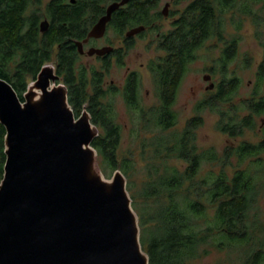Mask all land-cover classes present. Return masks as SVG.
Segmentation results:
<instances>
[{"label": "trees", "instance_id": "16d2710c", "mask_svg": "<svg viewBox=\"0 0 264 264\" xmlns=\"http://www.w3.org/2000/svg\"><path fill=\"white\" fill-rule=\"evenodd\" d=\"M107 1L50 0L43 11L38 7L42 0H0V77L9 81L23 100L28 84L44 64L53 61L68 88V100L76 116L86 107L99 129L92 145L111 169L120 168L129 176L128 159L120 160L118 156L121 126L116 120L113 101L108 99L112 92L105 88L104 77L111 67V57L104 58L100 69L78 63L81 55L76 40L87 37L92 26L106 13ZM237 3L238 0H193L175 19L174 28L160 40L165 55L149 64L159 92L158 104L141 106L139 73L133 70L126 77L124 100L138 110L143 128L154 133L149 144L153 148L148 163L151 167L141 191V197L153 200V205L138 215L141 243L149 255V264H189L211 238H219L220 248L253 244L244 264L264 261V241L256 239L261 224L251 214L264 186L260 173L264 169V119L257 142L229 145L222 154L214 148L199 150L195 144L196 129L203 123L201 115L188 119L180 132L174 130L178 123L174 106L189 65L207 39L222 37L223 14ZM152 7L150 0H131L128 6L113 13L108 26L124 30L135 23L147 25ZM243 12L251 13V10L245 7ZM44 19L50 24L42 32ZM131 41H127V48L133 46ZM237 47L236 39L227 44L219 60L222 79L216 90L196 107L198 111L208 107L217 110V127L230 136L255 129L256 118L264 116V94H259L257 89L239 104L232 103L240 79L234 73L228 75L227 64ZM124 54L122 49L114 54L122 66ZM258 76L260 80L264 78V59ZM240 109L247 113L240 115ZM5 135L6 129L0 122V182L6 161ZM172 157L185 162V168L169 166ZM232 157H237L239 166L233 165ZM217 162L222 165L217 173L202 172L203 164ZM245 162L249 165L241 167ZM227 166L235 167L231 175L225 169Z\"/></svg>", "mask_w": 264, "mask_h": 264}, {"label": "water", "instance_id": "95a60500", "mask_svg": "<svg viewBox=\"0 0 264 264\" xmlns=\"http://www.w3.org/2000/svg\"><path fill=\"white\" fill-rule=\"evenodd\" d=\"M125 2L107 7L77 41L80 51L83 42L105 34ZM48 26L43 20L41 31ZM144 29L133 27L127 36ZM108 51L91 48L88 54ZM0 122L6 129L0 264H149L127 179L120 168L105 177L92 145L99 129L86 107L76 116L53 61L28 84L23 100L0 77Z\"/></svg>", "mask_w": 264, "mask_h": 264}, {"label": "rangeland", "instance_id": "374dc122", "mask_svg": "<svg viewBox=\"0 0 264 264\" xmlns=\"http://www.w3.org/2000/svg\"><path fill=\"white\" fill-rule=\"evenodd\" d=\"M49 1L42 0L38 7L44 11ZM112 1L108 0L104 5H108ZM156 1L157 5L151 9V21L148 28L141 34L132 37L133 46L127 48L128 53L124 54L122 58L124 65H119L116 59L111 57V67L104 77L105 88L112 92L108 99L113 101L116 120L121 126V143L118 156L120 160L126 158L129 161V176L124 175L127 179V187L133 200L134 209L138 215L139 212L141 214L153 205V200H145L141 197V191L148 180L147 175L151 167L148 166V163H150V158L153 155V148L149 144L154 133L143 128L138 110L129 107L125 102L124 82L130 71H137L141 77V106L147 108L160 102L157 84L149 64L165 55V50L160 47L162 36L174 28L175 19L193 0ZM168 1L171 2V6L163 11ZM245 7L250 9L251 13L243 12ZM165 11L167 14H164ZM223 17L225 19V31L222 37L214 36L207 39L202 47L197 50L196 57L190 63L179 87L174 106L178 117V123L174 130L180 132L188 119L197 114L201 115L203 123L196 129L195 144L199 150L214 148L219 154H222L229 145L234 146L242 141L257 142L261 137L260 127L264 116L256 118L255 129H246L242 135L230 136L218 129L219 115L217 110L208 107L203 111H198L196 107L200 100L208 97L216 90L217 84L222 79L219 60L227 44L234 39L237 41V51L227 64L228 70H226L229 76L234 73L240 79V84L232 103L239 104L243 99L250 97L255 89L259 94H264V78L260 80L258 76L259 65L264 59V1L238 0L236 7L226 11ZM140 24L129 25L124 30H118L112 25L108 26L105 36L92 44L95 45L94 48L113 45L124 51L126 31L130 27H137ZM89 48L90 44H87L85 50L87 51ZM103 61L104 59L97 55H89L85 52L79 57L78 63L86 65L90 69L92 67L100 69ZM212 83L214 87L208 89L207 87ZM227 108L228 105L225 106V109ZM238 113L244 115L247 111L240 109ZM262 157L264 158V154ZM232 162L234 166H239L237 157H232ZM99 163L105 177L111 178L116 169H111L100 155ZM248 163L245 162L240 166L246 167L249 165ZM168 165L183 169L186 163L172 157L169 159ZM221 167L220 162L205 163L202 172L205 174V172L212 170L217 173ZM225 169L231 175L235 167L227 166ZM260 173L264 183V169ZM212 213L210 211L209 216H212ZM251 214H255L261 224V228L257 229L256 239L264 241V186L260 191L258 203ZM218 239L211 238L202 245L200 254L193 258L189 264H244L246 255L253 244H239L220 248L217 245ZM260 264H264V261Z\"/></svg>", "mask_w": 264, "mask_h": 264}, {"label": "flooded vegetation", "instance_id": "af4514ba", "mask_svg": "<svg viewBox=\"0 0 264 264\" xmlns=\"http://www.w3.org/2000/svg\"><path fill=\"white\" fill-rule=\"evenodd\" d=\"M118 1H121V0H113L111 3H113V2H118ZM130 1L131 0H127V2H125L124 4H122V5H120L114 12H116L118 9H120L121 7H124V6H128L129 5V3H130ZM151 2H152V4H153V7H155L156 5H157V1L156 0H150ZM110 3V4H111ZM110 4H108V5H106V10H107V7L110 5ZM169 6H171V2L170 1H168V2H166V5L164 6V9H163V11L165 10V9H167ZM152 7V8H153ZM152 8H150V14H151V9ZM184 11V10H183ZM113 12V13H114ZM167 12V11H166ZM164 13V14H167V13ZM112 16H113V14H112ZM111 19H112V17H111ZM111 19H110V21H111ZM177 19V18H176ZM46 20H48V19H46ZM110 21L107 23V28H108V24L110 23ZM48 22H49V20H48ZM49 24H50V22H49ZM140 25H145V29L144 30H146L147 28H148V25L149 24H140ZM111 26V25H110ZM128 27V26H127ZM136 27V26H135ZM131 28H133V27H130V29ZM130 29H128L127 31H126V37L124 38V45L126 46L125 47V50H124V53L125 54H127L128 53V50H127V44H128V40L129 39H132V37H134L135 35H139V34H141L143 31H141L140 33H137V34H135V35H133V36H127V32L130 30ZM106 31H107V29H106ZM105 34H106V32H105ZM105 34L102 36V37H98V38H94V37H91V38H89L86 42H83V52L82 51H80V48H78L79 49V52H80V55L81 54H84L85 52H87L88 53V50L89 49H91V48H94V46L95 45H93L92 43L94 42V41H98L99 39H102L104 36H105ZM87 36H88V34H87ZM86 38H84V39H82V40H76V44H77V41H84ZM90 42V43H89ZM125 43H127V44H125ZM87 44H90V48L86 51L85 50V46L87 45ZM77 46L79 47V45L77 44ZM102 47H108L109 48V51L107 52V53H104V54H93V55H97L98 57H100L101 59H104V58H107V57H113L114 59H116V57L114 56V54L117 52V50L119 49V48H117V47H115V46H113V45H106V46H102ZM102 47H97V48H102ZM117 61V60H116ZM131 72V71H130ZM129 74V73H128ZM128 74H127V76H128ZM126 76V77H127ZM125 81H126V79H125ZM124 84H125V82H124Z\"/></svg>", "mask_w": 264, "mask_h": 264}]
</instances>
